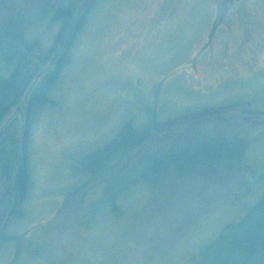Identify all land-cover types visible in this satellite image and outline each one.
<instances>
[{"label":"rangeland","instance_id":"rangeland-1","mask_svg":"<svg viewBox=\"0 0 264 264\" xmlns=\"http://www.w3.org/2000/svg\"><path fill=\"white\" fill-rule=\"evenodd\" d=\"M93 2L80 15L86 19L49 102L32 114L24 215L3 230L9 196L0 180V264H209L206 247L264 195V2L255 0L253 10L242 4L240 12L236 0ZM45 28L43 56L58 32ZM44 79L32 81L0 124V133L12 132L10 171L29 96ZM150 121L161 124L132 136L95 176L84 182L76 174L81 155L101 150L126 123L139 133ZM231 137L236 161L226 170L171 169L155 188L122 194L117 213L103 210L90 220L105 189L143 170L139 160L191 145L226 147ZM144 149L149 158L140 157Z\"/></svg>","mask_w":264,"mask_h":264},{"label":"trees","instance_id":"trees-1","mask_svg":"<svg viewBox=\"0 0 264 264\" xmlns=\"http://www.w3.org/2000/svg\"><path fill=\"white\" fill-rule=\"evenodd\" d=\"M84 1L29 0L30 6L26 4L23 7L12 0H0V8L3 7L0 10L5 12L4 16L0 14V124L11 108L19 104L32 81L40 75L45 76V79L37 85L34 93L29 96L22 141L12 171H10L7 154V146L12 137V132L6 130V132L0 133V180L3 182L2 184L8 182L6 194L9 196L8 204L4 201L5 211L2 216V230L9 220L20 219L24 215L29 190L26 148L31 117L40 106L49 102L48 96L54 82L68 63L69 45L78 34L81 23L86 19L85 15L83 14L79 19L72 37L66 45V34L68 35V33L65 29L67 28L69 32L76 15L77 6ZM3 17L4 20H2ZM30 23L34 24L32 29ZM43 23L46 24L44 27ZM40 26L45 30V27H58L54 44L44 56L41 53L39 39L46 31L44 30L41 35H36V32L42 30ZM46 64L49 66V70L45 68ZM160 124L150 121L149 127L142 128L138 133L130 122L126 123L101 150L81 155L78 164L80 169L76 168V174L83 177L84 182H86L93 175H96L101 163L108 161L114 155L116 159L122 149L130 146L129 140L132 136L135 137ZM141 135L144 136L143 133ZM204 143H208L207 139ZM245 148L242 149L243 152L240 154L239 160L243 159ZM140 157L149 158L148 151L144 149ZM225 160L229 162L226 163ZM231 161H236L235 137L229 138L226 147L220 144H208L201 147L191 145L172 151L168 155L153 156L148 161L139 160L143 170L140 169L139 173L134 175L120 177L119 189L113 187L105 189L99 202L89 212L90 220L103 210H108L112 214L117 213L116 203L122 194L136 185L150 189L155 188L161 178L166 177L171 169L188 171L189 167L193 168L195 164H202L208 171L209 169L212 171L213 166L222 165L223 170H226L227 166H232ZM259 168L264 171V166H259ZM232 177L234 179L235 174H232ZM259 179L264 180V173ZM258 183L264 184V181ZM5 234L3 231L2 236ZM6 238L3 237V239ZM204 254L209 264H264V195L249 205L245 215L237 223L226 225L206 247Z\"/></svg>","mask_w":264,"mask_h":264},{"label":"water","instance_id":"water-1","mask_svg":"<svg viewBox=\"0 0 264 264\" xmlns=\"http://www.w3.org/2000/svg\"><path fill=\"white\" fill-rule=\"evenodd\" d=\"M89 3H90V0H85L81 4V6L79 7V10H78L77 14L75 15V17H74V19L72 21V24L70 26V29H69V32H68V35H67V40L65 42V45L69 43V41H70V39L72 37L74 28H75L76 24L79 21V18H80L81 13H83V12H85L87 10V8L89 7Z\"/></svg>","mask_w":264,"mask_h":264},{"label":"flooded vegetation","instance_id":"flooded-vegetation-1","mask_svg":"<svg viewBox=\"0 0 264 264\" xmlns=\"http://www.w3.org/2000/svg\"><path fill=\"white\" fill-rule=\"evenodd\" d=\"M226 2H228L229 0H225ZM251 1H253V0H251ZM251 1H249V2H247L246 3V1L245 0H236V3L238 4V12H240L241 11V5L242 4H244V5H247L248 3H249V6L250 5H252V4H254L255 3V0L253 1V2H251ZM259 1H261V2H264V0H259ZM225 8V7H224ZM223 8V9H224ZM250 8L253 10L254 8L252 7V6H250ZM238 12H236V15H238L239 13ZM254 17V16H253ZM253 19H255L256 20V17H254ZM257 23H258V21H256ZM259 25H260V23H258ZM263 26H264V20H263V24H262ZM261 26V25H260ZM246 38H243V40H245ZM242 40V41H243ZM250 41H251V39H250ZM241 42V41H240ZM251 43V42H250ZM249 43V44H250ZM248 44V45H249Z\"/></svg>","mask_w":264,"mask_h":264}]
</instances>
